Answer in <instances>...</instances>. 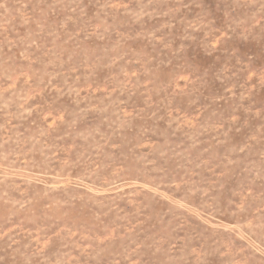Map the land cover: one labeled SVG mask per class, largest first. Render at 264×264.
Here are the masks:
<instances>
[{"label":"rangeland","instance_id":"374dc122","mask_svg":"<svg viewBox=\"0 0 264 264\" xmlns=\"http://www.w3.org/2000/svg\"><path fill=\"white\" fill-rule=\"evenodd\" d=\"M0 264H264V0H0Z\"/></svg>","mask_w":264,"mask_h":264}]
</instances>
